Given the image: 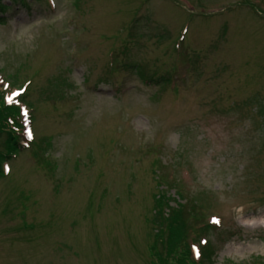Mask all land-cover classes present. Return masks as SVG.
I'll return each mask as SVG.
<instances>
[{
    "label": "rangeland",
    "instance_id": "rangeland-1",
    "mask_svg": "<svg viewBox=\"0 0 264 264\" xmlns=\"http://www.w3.org/2000/svg\"><path fill=\"white\" fill-rule=\"evenodd\" d=\"M25 1L0 75L35 139L0 172V264H153L179 201L221 217L214 264H264V0Z\"/></svg>",
    "mask_w": 264,
    "mask_h": 264
},
{
    "label": "trees",
    "instance_id": "trees-1",
    "mask_svg": "<svg viewBox=\"0 0 264 264\" xmlns=\"http://www.w3.org/2000/svg\"><path fill=\"white\" fill-rule=\"evenodd\" d=\"M16 1L25 2L24 4L28 5L25 0H9L8 3L6 0H0V22L4 21V14L8 12ZM164 81L162 80L161 82ZM1 88L0 85V136H7L9 149L7 152L0 151V172L3 171L2 162L6 158L5 155L19 150L20 143L14 127L19 128L21 125L19 122L20 108L7 104L5 90ZM160 195L167 198L166 195H163V192L159 193ZM164 200L162 199V202ZM162 205L161 200L157 199L155 210L159 209V207L163 208ZM169 206V212L165 213L167 217L159 209L161 229H157L155 241L150 248L153 264H214L216 249L212 242L209 241L207 245L200 247L201 258L199 260L193 259L190 245L189 236L192 231H195L196 235L194 238L197 240L200 236L208 234L213 229V226L206 222L198 230H195L198 223L195 224L194 221H203L205 213H200L199 215L196 211L188 210L187 201L184 203L179 201L177 207ZM220 232H223V230Z\"/></svg>",
    "mask_w": 264,
    "mask_h": 264
}]
</instances>
